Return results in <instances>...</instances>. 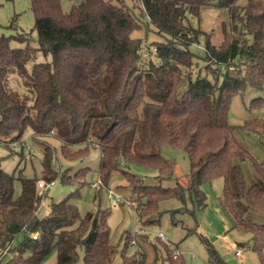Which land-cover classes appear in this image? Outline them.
<instances>
[{
  "label": "trees",
  "instance_id": "16d2710c",
  "mask_svg": "<svg viewBox=\"0 0 264 264\" xmlns=\"http://www.w3.org/2000/svg\"><path fill=\"white\" fill-rule=\"evenodd\" d=\"M238 1L133 0L132 8L126 0H83L64 13L60 0H29L39 48L14 49L8 37H0V139L8 137L5 143H11L28 127L35 137L54 134L64 144L68 160L87 156L85 151L70 157V148L94 140L102 155L101 186L121 174L136 197L137 221L144 226L160 220V203L175 199L185 204L187 192L193 203L205 208L202 186L222 178V209L235 230L252 236V249L262 254L264 223L253 217L264 216V160L237 134L253 133L264 146V120L234 126L228 117L235 96H244L248 88L264 92V2ZM210 7L228 14L219 46L190 21L200 20ZM152 27L163 41L152 44L155 60H145L146 45L132 33L150 32ZM201 40L203 58L193 51ZM38 51L51 61L35 63L29 75L27 65ZM200 60L204 64L194 73ZM14 72L35 93L33 117L7 86L8 75ZM250 108L264 109L263 98H255ZM165 146L187 153L191 163L187 188L148 186L125 169L135 164L157 170L160 180L172 179L175 165L161 155ZM43 156L47 185L58 179L73 183L53 169L50 148ZM245 162L251 167L250 178L242 170ZM20 181L22 193L15 198V177L2 170L0 161V264H42L54 249L58 264H77L80 251L83 264H114L118 249L111 241L108 212L82 218L72 195L53 203L40 220L47 194H38L36 179ZM201 240L214 263L226 264L207 239ZM135 243L127 238L125 248ZM167 254L169 264H184L173 251ZM140 256H124V264H144L145 256Z\"/></svg>",
  "mask_w": 264,
  "mask_h": 264
},
{
  "label": "rangeland",
  "instance_id": "374dc122",
  "mask_svg": "<svg viewBox=\"0 0 264 264\" xmlns=\"http://www.w3.org/2000/svg\"><path fill=\"white\" fill-rule=\"evenodd\" d=\"M82 1L60 0L64 13H69ZM126 3L134 7L133 0H126ZM246 3L247 0L238 1L239 5ZM135 13L139 19L143 20V16L138 11ZM227 18L228 14L225 10L210 7L202 11L200 20L193 18L190 21L200 31L210 34L212 43L219 46L223 42L222 24ZM13 22L14 26L10 27ZM34 28L35 17L29 0H0V37H8L12 48L24 49L30 46L38 49V36ZM19 35H24L28 39ZM132 37L141 39L144 46L146 45L144 59L155 60L152 44L162 42L163 38L156 33L153 27L150 32L145 29L135 31ZM193 51L203 58L204 40H201L200 45L194 47ZM49 61H51V56L46 57L38 51L35 60L27 65L28 74L31 75L35 63ZM203 64L204 61L200 60L194 68L196 69L194 73ZM7 86L22 102L27 104L28 115L31 114L30 116L33 117L35 93L30 85L14 72L8 75ZM257 97H262L264 101V92L251 88L246 90L244 96H235L229 110V123L242 126L246 121L254 118L264 120V109L257 111L250 108L251 102ZM237 136L251 153L260 161L264 160V146L259 143L255 134L240 132ZM5 141H10V138L1 137L0 139L1 168L15 177L14 197L17 198L22 193L20 177L36 179L38 183L44 182L43 151L50 148L53 151V169L59 176L70 179L73 183H64L58 179L45 189L36 187L38 194H47L38 218L42 220L50 212L53 203L61 202L72 195V202L78 208L82 218H85L88 213L108 212L107 223L111 230V241L118 249L114 264H124V256L138 258L137 255L145 256L144 264H169L167 250L173 252L177 250L184 264H217L211 260L202 238L207 239L214 246L226 264H264L262 263L264 249L262 254L253 250L252 236L235 230L230 217L221 207L220 199L224 187L222 178L202 186V191L206 195L207 206L205 208H200L196 202L194 204L187 192L185 204L175 199L160 203V212H162L160 220L153 225L144 226L137 221L134 210L137 207L136 197L121 174L112 176L107 187L101 186L99 168L102 155L97 144L93 143L94 140L90 139V143L70 148V157L79 155V152L88 151L87 156L84 155L85 153L81 154L84 156L76 160H68L64 157L62 152L64 144L54 134L35 137L30 127L25 130L21 138L11 143H5ZM161 155L175 165V175L170 180H160L157 170L135 164H129L125 169L142 178L144 184L148 186L174 188L180 184L187 188L191 174V163L187 153L182 148L165 146L161 150ZM242 170L247 178L251 177L252 171L248 162L242 164ZM83 171L86 172L84 177L78 180L79 174ZM115 195L121 198V202L113 207L112 200ZM253 220L264 223V216L255 215ZM190 232L193 233L190 234ZM159 234H163L165 240H159ZM127 238L136 243L125 248ZM22 240L23 236H20L18 241ZM238 244L249 245L238 247ZM238 249L242 251L240 257L236 256ZM79 254L80 259L77 264H83V252L80 251ZM10 256L12 257L13 254ZM42 264H58V250L54 249Z\"/></svg>",
  "mask_w": 264,
  "mask_h": 264
},
{
  "label": "built area",
  "instance_id": "2783aa9c",
  "mask_svg": "<svg viewBox=\"0 0 264 264\" xmlns=\"http://www.w3.org/2000/svg\"><path fill=\"white\" fill-rule=\"evenodd\" d=\"M48 186H50V185H47L44 182H39L38 183V188H40V189H45ZM120 202H121V198L119 196L115 195V198L112 200V206L113 207L117 206ZM34 238L36 239V237H34ZM158 238L161 239V240H165V236L163 234H159ZM179 256H180V253L177 250H175L173 252V257L174 258H178ZM236 256H239V257L242 256V251L240 249H238L236 251Z\"/></svg>",
  "mask_w": 264,
  "mask_h": 264
},
{
  "label": "crops",
  "instance_id": "0c3cea01",
  "mask_svg": "<svg viewBox=\"0 0 264 264\" xmlns=\"http://www.w3.org/2000/svg\"><path fill=\"white\" fill-rule=\"evenodd\" d=\"M238 247H242V246H239V245H237Z\"/></svg>",
  "mask_w": 264,
  "mask_h": 264
}]
</instances>
